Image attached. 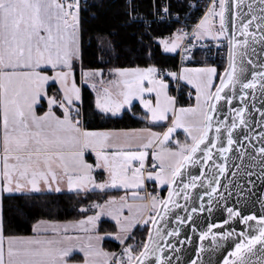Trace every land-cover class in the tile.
Wrapping results in <instances>:
<instances>
[{
    "label": "snow or ice",
    "instance_id": "snow-or-ice-1",
    "mask_svg": "<svg viewBox=\"0 0 264 264\" xmlns=\"http://www.w3.org/2000/svg\"><path fill=\"white\" fill-rule=\"evenodd\" d=\"M257 3L259 14L253 7ZM229 7L233 9L230 35L225 27ZM163 10L168 12L169 8L165 6ZM217 17L218 29L215 27ZM237 35L243 39H237ZM208 37L228 39L229 64L223 73L215 66L182 67L177 72L153 64L143 68H111L108 70L111 78H105L101 68L82 67L81 83H87L96 92L95 107L101 112L115 114L125 105L131 108L136 98L145 110L146 121L171 119L162 134L151 128L89 130L84 126L82 90L75 75L76 62L82 61L80 0H0V189L12 192L31 186L38 190L43 183L49 189L55 184L59 191L61 182H66L69 190H103L117 185L139 189L146 180L169 186L167 202L151 193L149 203H128L124 196L119 197L118 202L116 197H109L103 204L90 206L99 211L64 225L63 232L60 226H52L54 235L50 237L39 235L43 221L33 225V231L38 234L29 237L4 236L0 224V264H73L71 257L76 249L83 254L78 264H152L150 256L155 257V264H171L160 255L162 248L151 229L139 251L131 244L126 245L129 231L133 223L150 210L149 204L157 211L163 206L166 212L167 204L175 203L173 197L177 193L172 186L177 178L187 174L189 165H208L213 160V149L222 139V129L226 131V146L219 147L217 152L223 162H214L210 174L202 169L200 175L190 176L187 183L181 180L184 198L189 196L187 189L196 188L202 180L209 181L212 193L217 192L220 186L217 176L228 171V154L234 148L239 153L234 159L248 155L246 150L240 151L244 147L242 142L233 138L235 129L248 127L247 108H230L231 116L225 115L223 120L214 119L213 114L219 111L217 102L226 100L231 104L234 96L225 92L229 86L234 90L239 84L242 99L247 97V89L259 85L264 90V71H253L252 79L245 81L243 73L247 69L243 62L240 66L235 62L238 47L243 46L242 55H247L250 40L253 44L257 40L264 43V0H251L247 11L244 0H232L230 6L226 0H209L191 32L178 29L171 41L163 38L160 43L165 50L176 51L186 39L193 41L188 44L191 49L196 42ZM216 76L220 83L214 85ZM168 77L175 80L178 87H181L180 81L192 86L196 103L178 107L177 97L169 94ZM146 94L149 98H145ZM261 111L264 112V108ZM261 119L264 120V116ZM213 127L216 135L210 138ZM177 128L187 133L185 142L177 140L178 147H166L165 143ZM261 136L264 143V134ZM244 138L250 139L249 136ZM189 139L191 143L187 142ZM149 149H152L150 153ZM89 151L95 154L94 162L86 159ZM256 151L264 156V146ZM197 153L203 155L198 158ZM239 167L237 164L236 168ZM96 170L107 173L108 179L97 182L93 174ZM261 175L264 176V172ZM148 197L133 192L131 199L144 201ZM211 203L209 200V205ZM125 208L128 215L124 214ZM228 213L229 218L241 215L235 208H228ZM102 214L111 216L118 229L107 235H114L126 245L119 254L100 246L103 236L97 222ZM151 219L156 223L155 217ZM248 221H256L255 225H248L255 234L239 232L238 242L224 257L223 264H264V215L242 217V223ZM69 228L83 235L70 234ZM205 235L207 233H202L201 239Z\"/></svg>",
    "mask_w": 264,
    "mask_h": 264
},
{
    "label": "water",
    "instance_id": "water-1",
    "mask_svg": "<svg viewBox=\"0 0 264 264\" xmlns=\"http://www.w3.org/2000/svg\"><path fill=\"white\" fill-rule=\"evenodd\" d=\"M226 2L230 6L232 0H226ZM250 2L251 0H244L245 11H247V4ZM253 7L257 9V14H259L258 3L254 4ZM232 11L233 9L229 7L225 13V27L229 35L232 32ZM238 25L239 20H237ZM236 38L243 39L240 35H237ZM262 49H264V43L257 40L253 44L250 40L247 55H242L245 51L243 46L235 50L236 64L240 66L243 62L244 67L247 69L243 73L245 81L252 79L251 74L253 71H264V67H262L264 66V51ZM228 64L229 43L227 39V62L224 69L228 67ZM224 69L220 73H223ZM219 83L220 78L218 77L215 85ZM212 91H215V86ZM246 91L248 95L242 99L239 84L236 85L234 90L231 86L226 88L225 92L233 95L234 98L231 104L226 100L217 102L219 111L213 115L214 119L223 120L225 115L231 116L230 108H247L248 127L246 129L244 126H240L235 129L233 138L242 142L244 147L240 151L246 150L248 155L243 156L242 159H234L239 155L236 148H234L228 154V171L224 175L217 176L220 180L217 192L212 193L211 188L208 187L209 181L202 180L196 188L187 189L189 196L185 199L181 180L187 183L190 176L200 175L202 169L209 172L210 166L214 162H223V158L219 157L217 152L219 147L226 146V131L222 129V139L213 149V160L208 165H189L187 174L178 177L176 183L172 186L177 193L173 197L175 203H168L166 212L164 207L160 206L153 216L156 223L151 220L148 225L144 242L148 240L149 229H151L154 239L162 248L160 255L164 257V261L170 260L171 264H194V262L195 264H223L224 257L234 250L235 243L238 242L239 232L245 231L255 234V230H250L248 225H255L256 221H248L245 224L241 220L243 216L247 215H264V176L261 175L264 172V167H261V164L264 163V156L256 151L259 147L264 146L261 136V134H264V120L261 119L264 116V112L261 111L264 108V90H261L257 85L255 89H247ZM244 101H246V104ZM228 122L230 123V119ZM215 135V127H213L210 131V138ZM245 136H249L250 139H245ZM196 155L199 158L203 153H197ZM237 164L240 165L239 168H236ZM225 185L227 187H224ZM206 192L211 193V195H206ZM168 194L169 186L167 185L162 200L167 202ZM209 200L212 201L211 205H209ZM228 208L238 209L241 215L229 218ZM189 217L191 218L189 219ZM157 232L159 235H156ZM169 232L172 235H168ZM225 232L233 234L230 236L221 235ZM202 233H207L203 239H201ZM169 244L172 245L171 248L168 247ZM149 260L152 264H155V257L150 256Z\"/></svg>",
    "mask_w": 264,
    "mask_h": 264
},
{
    "label": "trees",
    "instance_id": "trees-1",
    "mask_svg": "<svg viewBox=\"0 0 264 264\" xmlns=\"http://www.w3.org/2000/svg\"><path fill=\"white\" fill-rule=\"evenodd\" d=\"M165 0H86L80 9L82 61L76 62L75 74L79 67L90 68H131L155 64L166 70H177V53H165L156 39L171 36L177 24L166 21L156 22ZM170 12L185 10V3L170 2ZM156 13L154 14V10ZM224 65L217 68L220 73ZM218 78V76H217ZM170 90L173 81L168 77ZM54 88L55 86L52 85ZM181 91L186 86L181 84ZM174 94V91H173ZM81 109L84 126L88 129H130L153 128L163 131L164 125H153L146 121L144 111L133 104L118 116L102 115L94 109L92 92L82 88ZM178 105H192L191 98L181 92ZM165 187L162 189L164 193ZM112 191L42 192L4 194L2 196V231L5 236L30 235L33 225L39 220L73 221L86 215L79 208L93 197L106 199ZM85 200V201H84ZM155 213V212H154ZM153 213V214H154ZM149 221L137 227L128 240L139 251ZM112 223L102 220L98 224L101 233L108 231ZM104 248L116 251L119 245L106 239Z\"/></svg>",
    "mask_w": 264,
    "mask_h": 264
},
{
    "label": "crops",
    "instance_id": "crops-1",
    "mask_svg": "<svg viewBox=\"0 0 264 264\" xmlns=\"http://www.w3.org/2000/svg\"><path fill=\"white\" fill-rule=\"evenodd\" d=\"M160 39H163V38H158V39H156V41H157V43H159L160 46H161ZM177 51H178V48H177V50H176L175 52H173V53H177ZM165 53L173 54V53H170V52H165ZM131 68H134V67H131ZM141 68H143V67H141ZM109 69H111V68H109ZM109 69H103V70H104V76H105V78H111V76L109 75V72H108ZM80 74H81V67H79V69H78V73H77V75H76V78H77V82H78V84H79ZM216 81H217V76L214 77V80H213V84H214V85H215ZM145 83H146V82H145ZM180 83L183 84L184 86H186V89H188V90L191 89V91H192V93H193V97H191V99H192V101H193L192 105H194V104L196 103V101H195V95H194V93H195V89L192 88V86L187 85L185 81H180ZM83 84L85 85V86H83V87H87V88L92 92V94H93V98H94V99H93V100H94V109H95L97 112H99L100 114H102V115H109V116H118L123 110L129 108V106L125 105V106L121 109L120 112L115 113V114H113V113H107V114H105V113L101 112L99 109H97V108L95 107L96 92L93 91V89H92L87 83H83ZM54 86H55V85H54ZM83 87H82V88H83ZM213 87H214V86H213ZM82 88H81V90H82ZM212 90H213V88H212ZM145 98H149L147 94H146V97H145ZM151 98L154 99V94H152ZM133 104H137V105H138V106H139V107L145 112V110L143 109L142 105H140L138 99L134 98V100H133ZM186 106H189V105H186ZM178 107H179V106H178ZM150 123L153 124V125H164L165 128H164L163 131H157V130L151 128L152 131H154V132H159V133L162 134V133H163L164 131H166V129L170 126V124H171V119H169L168 121L150 122ZM142 128H143V127H140V128H139V127H138V128H130V129H142ZM89 130H127V129H89ZM175 137H179V138L181 139V142H185L186 137H187V133L185 132V130H184L183 128H177V129L171 134L170 139H173V138H175ZM187 142H188V143H191V140L189 139V140H187ZM171 144H173L172 140L169 141L166 145H171ZM150 150H152V149H149V153L151 152ZM156 150H157V149H156ZM86 159H88L89 162H94V161H95V154H94V153H91V152L89 151V152L87 153V155H86ZM0 167H2V165H0ZM93 174H94V176H95L97 182H101V181H104V180L108 179V175H107V173L103 172L102 170H96ZM152 181L155 182L154 180H152ZM155 184L158 185L159 188L163 189V185H164V184H162L161 186H159V184H157L156 182H155ZM13 187H14V185H13ZM59 187H60V190L57 191V190H56V185H55V184H53L52 188L49 189V188H47L43 183H41V185H40V187H39L38 190L31 189V186H28V187H26V188H24V189H21L20 191H12V192L3 191L2 189H0V224H2V196H3L4 194H23V193H42V192H62V191H67V192H78V191H97V192H104V191H112L113 193H111V194H110V195H109L104 201L108 200L109 197H116V198H117V201L119 202V197L124 196V197H127V198H128V200H127L128 203H149V202L146 201V200H144V201H140V200H135V201H133V200L131 199V196H132V193H133V192H138L139 195L144 196V194H143V186H141L139 189H131V188H129V189H125V188H123L122 186L117 185V186H114V187H113V186H109V187H107V188H105V189H103V190H101V189H88V190H76V189H72V190H69V189L67 188V184H66V182H61L60 185H59ZM104 201L101 202V204H103ZM149 209H150V210L145 211V212L142 214V218L137 219V220L133 223V226H132V228L130 229L129 234H128L129 237L131 236V234L134 232V230H135L137 227L144 225V224L148 221V218H150L151 213L154 211V209H151L150 204H149ZM96 211H99V209H94V212H92V213L89 214V215H93ZM123 211H124V214H125V215H128V214H129L127 208H125ZM153 213H154V212H153ZM152 216H153V214H152ZM85 217H86V216H85ZM83 218H84V217H83ZM83 218H81V219H83ZM150 219H151V218H150ZM79 220H80V219H79ZM102 220H106V221L111 222L112 225L115 227V230H114L113 232H108V233H115V232L118 231V229H117V227H116L115 220H114L111 216H108L107 214H102L101 217L99 218L97 224H99V222L102 221ZM39 221H43V222H45L44 224L40 225L41 231L39 232V235H41V236H45V235H46V236H49V237L52 236V235H54V233L51 231V227H52V226H54V225L60 226V227H61V231L63 232V231H64V228H63L64 225H67V224H69L70 222H75V221H53V220H51V221H50V220H39ZM39 221H37V222H39ZM77 221H78V220H77ZM37 222H36L35 224H37ZM35 224H34V225H35ZM44 229H47V230L45 231ZM68 232H69L70 234H73V235L81 234V233H78L76 229H72V228H69V229H68ZM99 233L103 236V239H102L99 243H100V246H101L105 251H108V252H115V251L108 250V249H105V248H104L103 242H104V240H106V239L112 241L113 243H116L117 245H119L118 247L123 246V245L120 243V241L117 240V239L115 238L114 235H107V233H101V232H99ZM37 234H38L37 232L32 231V233H31L30 235H22V236H23V237H29V236H36ZM3 235H4V234H3ZM81 235H83V234H81ZM4 236H5V235H4ZM18 236H20V235H18ZM127 240H128V239H127ZM127 240H126V242H127ZM5 247H6V243H5ZM82 259H83V254H82L81 252H79L78 249L74 250V254H73L72 257H71V260H72L73 264H78V262H79L80 260H82Z\"/></svg>",
    "mask_w": 264,
    "mask_h": 264
},
{
    "label": "built area",
    "instance_id": "built-area-1",
    "mask_svg": "<svg viewBox=\"0 0 264 264\" xmlns=\"http://www.w3.org/2000/svg\"><path fill=\"white\" fill-rule=\"evenodd\" d=\"M174 3H185V10L183 12H170V2ZM86 0H80V9L84 5ZM209 0H165L164 4L160 8L159 16L156 18V22L166 21L170 23H176L177 29H184L188 32L192 31L193 25H195L205 10V6ZM167 6L169 8L168 12H165L163 9ZM156 13V9L154 10V14ZM215 27L218 29L219 25V17L216 18ZM175 32V33H176ZM191 39H186L185 42L178 49V66H182L184 64H192V65H214L217 68L225 65L226 63V51H227V39L226 37L219 38V40H214L211 37H208L204 40L198 41L195 44V47L188 49V44L192 43ZM184 57H187L186 59ZM174 91L175 96L184 93L185 97L189 96V90L181 91L177 86L176 81L174 80ZM152 151V150H150ZM149 162H151V157L149 155ZM151 193L157 196L158 200L162 199L161 191L156 187V184L152 180H146L143 185V194L145 197H148V194ZM150 199V197H148Z\"/></svg>",
    "mask_w": 264,
    "mask_h": 264
},
{
    "label": "rangeland",
    "instance_id": "rangeland-1",
    "mask_svg": "<svg viewBox=\"0 0 264 264\" xmlns=\"http://www.w3.org/2000/svg\"><path fill=\"white\" fill-rule=\"evenodd\" d=\"M164 38H167V39H169V41H171V39L173 38V35H171V36H166V37H164ZM161 48H162V50L164 51V52H170V53H173V52H175V51H167V50H165L164 49V47H163V45L161 44ZM178 49H179V47H178ZM177 50V49H176ZM209 66H214V65H209ZM182 67H201L200 65H192V64H184V65H180V66H178L177 65V72L180 70V68H182ZM216 67V66H215ZM76 75V74H75ZM170 78V80L171 81H173V79L171 78V77H169ZM77 79V78H76ZM78 83V82H77ZM79 84H80V86H81V88L83 87V86H85L83 83H81V76H80V79H79ZM180 85H181V83H180ZM185 90H188V89H185ZM173 91H174V89H173ZM173 91H171L170 90V88H169V94L170 95H175V91H174V94H173ZM192 97H193V95H191ZM191 98V97H190ZM172 140V142H173V144H171V145H166L169 141H171ZM177 140H179V141H181V139L179 138V137H175V138H173V139H170L168 142H166L165 143V146L166 147H178V145L176 144V141ZM158 150V149H157ZM155 183V182H154ZM158 186V185H157ZM159 186H161V184H159ZM167 186V184H164L163 185V188L164 187H166ZM145 196V195H144ZM99 199V197H93V199H91V200H88L87 202H85L84 204H82L81 206H80V210L81 211H84V212H86V215L85 216H88L89 214H91L92 212H94V209L95 208H91L90 206L92 205V204H94V203H99V204H101V202H103L105 199L103 198H100V200H98ZM85 201V200H84ZM146 201H150V199H146ZM84 209H87L86 211L84 210ZM154 211H156L155 209H154ZM153 211V212H154ZM153 212L151 213V216H150V218L152 217V214H153ZM85 216H83V217H85ZM83 217H81V218H83ZM80 218V219H81ZM150 218H148V221L150 222L151 221V219ZM77 220H79V219H77ZM77 220H73V221H77ZM51 221V220H50ZM53 221H57V220H53ZM108 229V231L109 230H111V231H113V230H115V227L114 226H112V227H108L107 228ZM132 235H133V233L131 234V236H130V238H128V240H130L131 238H132ZM128 240H127V242H128ZM127 242H126V245H127ZM144 243V242H143ZM126 245H123V246H121V247H118L117 249H116V251H115V253H117V254H119L121 251H122V248L124 247V246H126ZM132 245V244H131ZM105 249H107V248H105Z\"/></svg>",
    "mask_w": 264,
    "mask_h": 264
}]
</instances>
